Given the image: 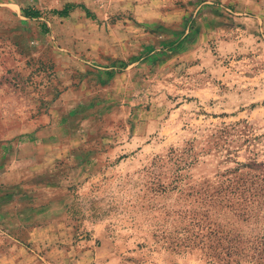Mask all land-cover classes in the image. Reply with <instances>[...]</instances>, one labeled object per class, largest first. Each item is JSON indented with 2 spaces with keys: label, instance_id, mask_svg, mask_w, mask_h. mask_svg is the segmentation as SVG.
Segmentation results:
<instances>
[{
  "label": "rangeland",
  "instance_id": "1",
  "mask_svg": "<svg viewBox=\"0 0 264 264\" xmlns=\"http://www.w3.org/2000/svg\"><path fill=\"white\" fill-rule=\"evenodd\" d=\"M66 3L96 18L52 14ZM113 52L143 64L124 107L81 90L42 120L68 100L54 68L91 71ZM2 140L0 248L24 241L14 218L39 208L65 231L61 264H223L202 192L236 161L264 171V0H0ZM261 215L225 230L254 234Z\"/></svg>",
  "mask_w": 264,
  "mask_h": 264
},
{
  "label": "crops",
  "instance_id": "2",
  "mask_svg": "<svg viewBox=\"0 0 264 264\" xmlns=\"http://www.w3.org/2000/svg\"><path fill=\"white\" fill-rule=\"evenodd\" d=\"M75 11H82L84 17H86L85 12L77 7L71 10L67 17ZM94 58L95 56L92 57L91 61H88L92 66L90 68L91 71H60L58 68H54L55 71L53 72L57 80L56 85H63V89L69 92L68 100L62 101L64 98L54 96L52 106L49 108L50 114H46L42 120L55 124L60 118L54 113L56 107L59 104L64 106L67 104L69 106L73 105L75 103L74 96L81 90H87V98L89 102L94 104H113L115 102L118 107H124L123 103H117V100L123 102L124 97L122 95L125 92V88L133 87L137 84L143 64L133 61L121 67L124 56L114 52L110 53L102 63H97ZM53 60L55 62V58ZM19 136L20 138H26L27 141H32L31 139L35 134L34 132H29L25 135L20 133ZM5 144H8V141H3L0 145ZM3 148L0 147V187L7 186V182H10L8 172H6L4 167L8 162L7 158L4 157H8L10 152L9 149ZM1 206L2 204H0ZM2 217L0 214V219ZM55 219L54 215H46L39 208L22 211L20 215L18 214L14 221L19 222V224H25L23 230L24 241H6L0 248V264H61V262H66L70 254L69 248L58 243L63 242L61 236L65 231L62 230ZM3 233L6 236H10L8 232Z\"/></svg>",
  "mask_w": 264,
  "mask_h": 264
},
{
  "label": "trees",
  "instance_id": "3",
  "mask_svg": "<svg viewBox=\"0 0 264 264\" xmlns=\"http://www.w3.org/2000/svg\"><path fill=\"white\" fill-rule=\"evenodd\" d=\"M76 7L83 10L86 17L96 18L86 6L74 3H66L62 8L53 10L52 14L67 17ZM22 14L30 19L40 16L38 10L30 7H23ZM184 38L176 36L167 41V44L181 48ZM126 65L123 62L120 66ZM235 163L236 166L233 168L217 174L216 180L207 184L202 192V199L207 207L206 213L212 212L216 216L213 222H207V235L216 238L218 245L216 248L219 251L215 258L223 264H240L241 260L248 264H264V215H261L262 221L258 232L254 234L248 233L243 237L240 233H234L230 236V231L225 230L228 224L248 222L251 218L257 219L260 211L264 212V171H261L260 163L256 161L251 165L240 161ZM196 226L200 228V224ZM242 243L244 245L240 246Z\"/></svg>",
  "mask_w": 264,
  "mask_h": 264
}]
</instances>
